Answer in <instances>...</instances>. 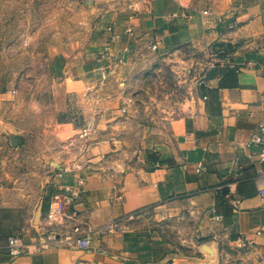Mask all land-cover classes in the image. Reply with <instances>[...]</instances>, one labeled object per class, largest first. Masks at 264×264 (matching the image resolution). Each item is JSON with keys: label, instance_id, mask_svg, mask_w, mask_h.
I'll return each mask as SVG.
<instances>
[{"label": "crops", "instance_id": "crops-1", "mask_svg": "<svg viewBox=\"0 0 264 264\" xmlns=\"http://www.w3.org/2000/svg\"><path fill=\"white\" fill-rule=\"evenodd\" d=\"M97 5L92 40L73 70L98 95L99 119L84 130L80 161L56 169L51 199L32 208L4 198L10 189L0 185V264H198L199 249L136 225L151 211L202 212L220 235L264 254V161L252 143L264 125V0ZM223 35L231 38L224 49H210ZM187 45L213 51L195 102L170 119H134L113 93L117 78L146 48L165 55ZM56 195L63 205L52 216ZM75 226L91 235L88 247L78 245ZM15 235L22 245L14 254Z\"/></svg>", "mask_w": 264, "mask_h": 264}, {"label": "rangeland", "instance_id": "rangeland-1", "mask_svg": "<svg viewBox=\"0 0 264 264\" xmlns=\"http://www.w3.org/2000/svg\"><path fill=\"white\" fill-rule=\"evenodd\" d=\"M97 4L0 0V185L10 189L3 194L9 201L36 208L51 199L56 169L77 164L88 147L84 130L96 126L99 97L73 69L92 40ZM230 39L219 36L208 46L223 50ZM209 47L165 55L146 48L113 93L126 98L134 119L180 116L195 102V81L212 61ZM199 215L143 212L136 225L199 249L198 264H264L262 251L220 235L215 222Z\"/></svg>", "mask_w": 264, "mask_h": 264}, {"label": "built area", "instance_id": "built-area-1", "mask_svg": "<svg viewBox=\"0 0 264 264\" xmlns=\"http://www.w3.org/2000/svg\"><path fill=\"white\" fill-rule=\"evenodd\" d=\"M208 12H209L208 10L205 11V13H208ZM252 143L260 146L261 151L259 153V158L264 161V125L259 126V132L254 134L252 138ZM201 168H202V165H199L198 171L201 170ZM259 171H260L261 176L264 177V171L262 169H260ZM259 193L264 200V185L259 189ZM61 209H62L61 200L59 199V196L56 195L51 204L50 215L53 216V215L58 214V212H60ZM219 218L220 217H218V219ZM74 232L76 233L75 239L77 240L78 245L81 247H88L90 244V239H91V235L89 234V232H84V233L81 232L79 226L74 227ZM9 245L11 247V252L15 254L19 251V246H21L22 243L20 242L19 237L15 235V236L10 237Z\"/></svg>", "mask_w": 264, "mask_h": 264}, {"label": "water", "instance_id": "water-1", "mask_svg": "<svg viewBox=\"0 0 264 264\" xmlns=\"http://www.w3.org/2000/svg\"><path fill=\"white\" fill-rule=\"evenodd\" d=\"M205 249H210V247H208L207 245H205Z\"/></svg>", "mask_w": 264, "mask_h": 264}]
</instances>
